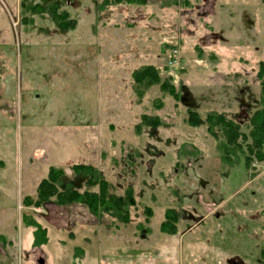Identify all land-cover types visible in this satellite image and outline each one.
Returning <instances> with one entry per match:
<instances>
[{
    "label": "rangeland",
    "instance_id": "374dc122",
    "mask_svg": "<svg viewBox=\"0 0 264 264\" xmlns=\"http://www.w3.org/2000/svg\"><path fill=\"white\" fill-rule=\"evenodd\" d=\"M37 3H56L75 28ZM261 61L264 0H0V264H264V162L222 164L220 132L186 122L188 107L223 112L246 133ZM145 65L173 76L179 102L155 85L136 94L131 73ZM142 113L161 124L140 125ZM74 163L119 196L132 189L127 224L81 205L23 206L51 166L96 191ZM166 209L176 235L160 231ZM22 213L46 228L45 244L31 247Z\"/></svg>",
    "mask_w": 264,
    "mask_h": 264
},
{
    "label": "trees",
    "instance_id": "16d2710c",
    "mask_svg": "<svg viewBox=\"0 0 264 264\" xmlns=\"http://www.w3.org/2000/svg\"><path fill=\"white\" fill-rule=\"evenodd\" d=\"M119 1L117 0V3ZM124 2L137 5L146 4V0H124ZM55 6L56 3L51 6L37 3L31 9L35 13L44 11L51 14V19L60 30H73L76 21L74 19L66 21L67 13L56 14L53 10ZM131 74L135 85L133 86L134 90L139 97L144 95L147 88L155 85L158 86L161 94L171 97L175 103L181 100L180 89L173 81L172 75L161 78L159 69L152 65L137 68ZM256 80L259 84L258 99L252 113L247 118L248 131L246 133L240 130V126L235 120L229 118L223 112L208 111L205 118L201 119L196 108H187L186 122L189 126L199 127L201 124H206L213 135L220 132L222 140L218 143V148L220 161L224 165L232 166L236 164L239 162L240 155L244 158L245 167H248L253 159L264 162V62L262 61L258 65ZM243 94L248 97L245 101L246 108H251L254 100L251 91L247 89L243 91ZM153 104L157 108L162 106L160 99H155ZM161 122L158 116H149L146 113L140 115V125L155 127ZM216 129L218 131H215ZM0 166H2L1 162ZM71 168L73 173L85 177L88 185L97 186V190L84 189L79 191L67 183H63V169L51 166L48 169L47 176L39 181L35 189V196H25L23 198V206L44 207L52 200L57 206L81 205L94 217L108 215L117 220V223L127 224L129 222V207L134 204L131 188L119 196L112 191L111 185L93 165L74 163ZM145 210L147 214H151L150 208ZM21 222L26 228L32 229L33 248H38L47 242L46 228L33 216L22 213ZM177 222L176 211L166 209L164 219L159 225L160 231L168 235L176 234Z\"/></svg>",
    "mask_w": 264,
    "mask_h": 264
},
{
    "label": "crops",
    "instance_id": "0c3cea01",
    "mask_svg": "<svg viewBox=\"0 0 264 264\" xmlns=\"http://www.w3.org/2000/svg\"><path fill=\"white\" fill-rule=\"evenodd\" d=\"M3 164V163H2ZM39 183V182H38ZM38 185V184H37ZM37 185H36V187H37ZM36 187H35V189H36ZM34 196H35V193H34ZM20 220H21V217H20ZM179 221H181V220H178V224H177V231H176V233L178 232V225H181V223H179ZM196 226H199V225H196L195 224V226H190V227H188L187 225H186V230L185 231H187L188 229H191V228H194V227H196ZM201 226V225H200ZM25 227V226H24ZM188 227V228H187ZM31 229V228H30ZM32 230V229H31ZM1 235V234H0ZM174 235H176V234H174ZM217 237V238H216ZM4 238V237H3ZM216 238V239H215ZM215 238H214V236H213V241H214V243H216L215 245H213V247L215 248V249H218V243H220L221 241H220V239H219V237L218 236H215ZM32 241H33V239H32ZM29 242H30V239H29ZM31 247H32V242H31ZM40 260L42 261V262H40ZM44 260H45V258L44 257H42V256H40V257H38L37 259H36V262H37V264H44Z\"/></svg>",
    "mask_w": 264,
    "mask_h": 264
},
{
    "label": "built area",
    "instance_id": "2783aa9c",
    "mask_svg": "<svg viewBox=\"0 0 264 264\" xmlns=\"http://www.w3.org/2000/svg\"><path fill=\"white\" fill-rule=\"evenodd\" d=\"M38 209H36V211H37Z\"/></svg>",
    "mask_w": 264,
    "mask_h": 264
},
{
    "label": "water",
    "instance_id": "95a60500",
    "mask_svg": "<svg viewBox=\"0 0 264 264\" xmlns=\"http://www.w3.org/2000/svg\"><path fill=\"white\" fill-rule=\"evenodd\" d=\"M40 262H42V261L40 260Z\"/></svg>",
    "mask_w": 264,
    "mask_h": 264
}]
</instances>
